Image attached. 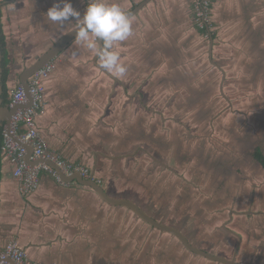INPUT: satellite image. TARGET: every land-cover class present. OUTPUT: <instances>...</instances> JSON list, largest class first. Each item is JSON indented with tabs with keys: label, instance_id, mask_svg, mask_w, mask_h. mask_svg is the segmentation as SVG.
Listing matches in <instances>:
<instances>
[{
	"label": "crops",
	"instance_id": "crops-1",
	"mask_svg": "<svg viewBox=\"0 0 264 264\" xmlns=\"http://www.w3.org/2000/svg\"><path fill=\"white\" fill-rule=\"evenodd\" d=\"M145 1L108 0L126 12ZM1 2L12 89L78 22L61 27L47 19L58 0ZM91 2L71 0L81 17ZM194 2L149 0L130 18L132 35L112 49L127 67L123 77L104 70L95 52L70 43L46 82L42 138L54 153L90 167L109 197L135 203L194 246L227 259L237 250L239 264H264V0H214L207 30L195 25ZM220 99L236 114L213 112ZM193 117L215 122L216 145L206 129L192 152ZM194 159L197 185L189 175ZM172 166L175 177L161 179ZM14 170L3 156L0 249L16 240L44 264H220L76 181L62 186L41 172L39 187L23 195ZM224 205L236 223L213 233H226L236 244L227 239L214 253L207 249L213 241L206 209Z\"/></svg>",
	"mask_w": 264,
	"mask_h": 264
},
{
	"label": "built area",
	"instance_id": "built-area-1",
	"mask_svg": "<svg viewBox=\"0 0 264 264\" xmlns=\"http://www.w3.org/2000/svg\"><path fill=\"white\" fill-rule=\"evenodd\" d=\"M213 3L214 0H195L194 2V21L200 30H207L211 25ZM54 69L55 63L52 61L34 73L28 81V92L21 84L10 90L9 107L19 106V108L12 116L10 125H4L2 128L1 153L15 165L14 178L21 183L23 195L31 194L39 187L41 172L49 174L62 186H69L72 183L65 182L61 174L65 177L80 174L85 180L90 179L100 183L95 179L90 167L81 163H73L54 153L42 138L39 119L46 110V82ZM16 139L32 147V161L42 160L43 163L30 166L26 159V147L19 144ZM44 162L52 163L55 168ZM0 264L44 263L32 261L18 242L12 240L0 249Z\"/></svg>",
	"mask_w": 264,
	"mask_h": 264
},
{
	"label": "clouds",
	"instance_id": "clouds-1",
	"mask_svg": "<svg viewBox=\"0 0 264 264\" xmlns=\"http://www.w3.org/2000/svg\"><path fill=\"white\" fill-rule=\"evenodd\" d=\"M46 16L61 27L67 22L77 21L75 43L95 52L104 70L119 77L126 74L127 67L121 62L119 52L112 49L116 43L127 40L133 29L129 14L118 3L93 0L81 17L71 0H58L47 10Z\"/></svg>",
	"mask_w": 264,
	"mask_h": 264
},
{
	"label": "water",
	"instance_id": "water-1",
	"mask_svg": "<svg viewBox=\"0 0 264 264\" xmlns=\"http://www.w3.org/2000/svg\"><path fill=\"white\" fill-rule=\"evenodd\" d=\"M149 0L145 1L144 3L137 6L134 10L127 12L129 14V17L135 16L143 7L147 4ZM4 2H0V9L4 6ZM78 27V26H77ZM76 27V28H77ZM67 32L64 34L61 38H59L54 44L41 56H39L36 61L25 68L23 72L20 75V84L23 86V88L28 92V81L29 78L36 73L38 70L43 68L46 64L55 61L58 56L63 52L65 48L68 47L70 43H72L75 40V30ZM4 50L0 43V130L3 128L4 125L9 126L11 123L12 116L14 113L18 110L19 106L9 107V105L5 104L4 102ZM29 99H31L29 97ZM19 144L23 145L27 149V156L26 159L30 166L38 165V163H43L42 160H34L32 161V155H33V149L30 145L22 144L18 139H16ZM52 167L54 165L50 162H44ZM55 168V167H54ZM61 177L63 180L67 183H72L76 181L78 184L82 186L89 187L97 192L105 201H107L110 204L118 205V206H124L128 209H130L132 212H134L138 217H140L142 220H144L146 223L150 224L154 228L160 230L161 232L171 234L172 236L176 237L183 246L191 251L194 254H197L203 258H206L210 261L217 262L220 264H239L236 261V251L235 254L232 256L231 259H227L225 257L207 252L205 250H202L196 246H194L190 241L187 239L184 233H182L180 230L163 224L151 216H149L143 209H141L139 206H137L135 203L129 201V200H123V199H114L108 196L107 192L104 190V188L95 180H85L82 178L80 174H76L72 177H65L63 174H61Z\"/></svg>",
	"mask_w": 264,
	"mask_h": 264
},
{
	"label": "rangeland",
	"instance_id": "rangeland-1",
	"mask_svg": "<svg viewBox=\"0 0 264 264\" xmlns=\"http://www.w3.org/2000/svg\"><path fill=\"white\" fill-rule=\"evenodd\" d=\"M217 85L219 86V83H217ZM217 94H218V96H221L220 93H219V88H218ZM220 100H221V101H219V102H221L220 105H217L216 104V105L212 106V108H214L212 110L213 112L217 108V109H221L222 115L224 113H227V112L228 113L233 112L234 114H236V107L233 109L232 106H231L232 108L229 107V105L226 104L222 99H220ZM178 120L176 122H177V124L179 126L184 125L183 124L184 122H179ZM180 123H182V124H180ZM182 127H185V126H182ZM221 128H223L222 125L220 126V129ZM206 129H209L211 131V133H212L211 139L213 141L212 144L213 145H216V141L219 140V137H217V136L214 135L215 133H217V129H218V126L215 124V122H213L212 125H209L208 126V123H206V121H204V122H202V121L201 122L200 121L199 122H196L194 120V117H193L191 127L190 128L188 127L189 132L187 133L188 137L191 136L192 141L194 142V146H193V151L192 152H195L198 143H200V140L202 139V137H200V136H201L202 132L205 131ZM227 146L232 147V144H227ZM221 150L222 149L219 148V145H218V147L215 148L214 152L217 153V152H220ZM173 155H172L173 158H171L172 161L175 158V153H173ZM192 163L194 165L197 164L196 165L197 168H193L192 169L193 170L192 172L189 170V172H190L189 175L191 177V180L197 185V183H201L200 182L201 180H199V178H198L199 177L198 176L199 175L198 173H199V168L200 167L198 166L199 165L198 160H195ZM175 170H176V168L174 166H172V168L167 169V170H164L163 169L162 170V175H161L162 178L161 179H165L166 177H172V178H174L175 177V173H174ZM233 172L236 175V166H234ZM200 179H203V178H200ZM194 197H196L198 199H201L202 196L199 195V194H197V193H194ZM206 210H207L206 219L208 218V221L210 223V233H211L210 240L213 241L212 242L213 245H211L212 248L209 246V247H207V249L208 250L210 249L211 251H213L215 253V250H219L220 248H222V247L225 246V241H227V239L230 240V243L233 242V245H235L236 244V239L230 238L229 236L228 237H225L226 236V233H221L222 235L221 234L217 235V233H213V232H216V230L218 229V227H220L221 224H224L225 226H227L229 228V226H230V222L229 221H231V220L235 221V223H236V213H233L232 212V210L229 207V205L216 206L215 209H214V211H211V209H209V210L206 209ZM193 218H194V220L195 219L198 220L200 218V214L194 215ZM233 228L236 229V225H234L231 229L234 230ZM229 234H231V233H229ZM218 236H223V238H219Z\"/></svg>",
	"mask_w": 264,
	"mask_h": 264
},
{
	"label": "trees",
	"instance_id": "trees-1",
	"mask_svg": "<svg viewBox=\"0 0 264 264\" xmlns=\"http://www.w3.org/2000/svg\"><path fill=\"white\" fill-rule=\"evenodd\" d=\"M1 2V0H0ZM1 18H2V12H1V9H0V43L3 47V50H4V102L5 104L9 105L11 103V100H10V88L7 86V81H8V78H9V57H8V53H7V50H6V38H5V35H4V32H3V27H2V24H1ZM2 143H3V137H2V129L0 130V186H1V171H2V160H3V155L1 153V146H2ZM260 162L264 165V159L260 158Z\"/></svg>",
	"mask_w": 264,
	"mask_h": 264
}]
</instances>
